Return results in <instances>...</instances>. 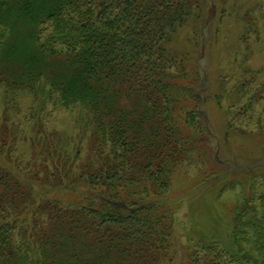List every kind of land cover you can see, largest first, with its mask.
Listing matches in <instances>:
<instances>
[{
	"label": "trees",
	"instance_id": "1",
	"mask_svg": "<svg viewBox=\"0 0 264 264\" xmlns=\"http://www.w3.org/2000/svg\"><path fill=\"white\" fill-rule=\"evenodd\" d=\"M221 2L217 15L224 19ZM208 4L0 0L5 104L30 91L54 106L78 109L82 124L94 129L96 148L83 162L80 148L66 152L60 143L56 152H45L44 175L31 177L0 158V264H174L173 179L184 167L211 165L213 137L198 93L203 81L189 64L202 42ZM258 8L244 11L242 40L259 34ZM183 35H190L186 44L193 49L172 46ZM239 55L232 53L234 62ZM260 73L258 85L250 77L232 93L223 91L230 104L220 141L235 146L251 137L260 151L254 144L243 152L247 165L236 162L237 175L225 173L223 180L202 170L217 184L191 201L196 210L186 264H264V69ZM34 180L48 187L35 189ZM210 191L233 200L228 244L214 238L216 225L200 211Z\"/></svg>",
	"mask_w": 264,
	"mask_h": 264
},
{
	"label": "rangeland",
	"instance_id": "2",
	"mask_svg": "<svg viewBox=\"0 0 264 264\" xmlns=\"http://www.w3.org/2000/svg\"><path fill=\"white\" fill-rule=\"evenodd\" d=\"M218 1L221 2V0ZM208 3L209 15L204 23L202 31L204 35L197 49L196 58L194 51H188L191 52L189 53L191 58H195L192 61L190 59L189 64L196 66L199 74L197 77L203 81L198 93L202 97V102L204 101L203 111L213 137L211 165H206L207 169H203V165L201 167L200 165H198L199 167H195V165L184 167L173 179L168 197L171 205L178 204L176 216L178 238L176 249L173 252L175 254L174 264H186L188 260L189 237L187 231L194 224L195 217L192 213L196 210L193 205L190 206L191 201L196 199V202H199L197 198L211 189V185L217 184V181H213L209 177H202V172L216 171L221 180L225 173L229 176L237 175L238 171H234L231 167L236 162L241 168L243 165H247L243 158V154H245L243 152H252L254 144L256 152L260 151L255 140L251 137L241 139V142L235 146L227 145L224 139L222 143L220 141L226 132L229 119L227 109L230 104L223 91L232 93L235 91L237 82L249 80L250 77L255 78L254 86L262 81L263 75L260 71L264 69V0H222L220 5L225 4L224 9H226L224 19L217 15V0H208ZM257 5H259L257 13L260 15L257 25L259 34H253L248 41L242 40L245 24L241 17L245 10ZM218 28L221 29L219 34L217 33ZM216 35H218V40H216ZM189 36L183 35L176 38L172 46L178 48L182 44H186ZM186 46L189 48L191 44H186ZM193 48L190 47V49ZM236 50H240V55L234 62L232 53ZM240 63H243V68H234ZM2 91H0V158L3 157V163L13 171L22 170L23 176L30 177L42 173L40 163L45 159V152L51 150L56 152L60 143L66 145V152H76L80 148L82 152L80 159L83 162L89 155H93L96 150L92 136L94 129L82 124L81 120L84 115L78 109L54 106L53 102L46 99L42 101V97L30 91L19 93L15 100L13 98L7 100L11 102L7 106L4 102L5 98L1 95ZM220 97L222 104L216 99ZM257 118H259L258 114L255 113V119ZM4 142L5 146L2 147ZM7 157L9 160H5ZM241 158H243V162L240 161ZM49 161V164L53 163L52 160ZM42 174L41 178L43 179ZM33 182L35 189H38L39 185L43 188L48 187L45 181H42L41 184L36 180ZM62 193L64 195V192H60V194ZM210 193L204 199L200 211L203 212L204 209L205 212H208L211 222H206L216 225L211 232L214 238L221 245L228 244L229 209L230 205H233V200L226 194L216 196L212 191ZM51 195L54 194L48 196L51 197ZM66 196L64 195L63 198L68 199ZM202 223H204V218Z\"/></svg>",
	"mask_w": 264,
	"mask_h": 264
}]
</instances>
